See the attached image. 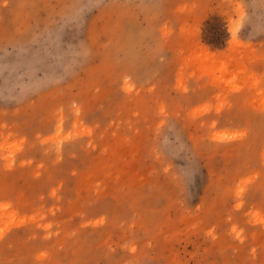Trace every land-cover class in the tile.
Listing matches in <instances>:
<instances>
[{
	"label": "rangeland",
	"instance_id": "rangeland-1",
	"mask_svg": "<svg viewBox=\"0 0 264 264\" xmlns=\"http://www.w3.org/2000/svg\"><path fill=\"white\" fill-rule=\"evenodd\" d=\"M0 264H264V0H0Z\"/></svg>",
	"mask_w": 264,
	"mask_h": 264
},
{
	"label": "bare ground",
	"instance_id": "bare-ground-1",
	"mask_svg": "<svg viewBox=\"0 0 264 264\" xmlns=\"http://www.w3.org/2000/svg\"><path fill=\"white\" fill-rule=\"evenodd\" d=\"M22 222H23V221H22ZM22 222H21V223H22Z\"/></svg>",
	"mask_w": 264,
	"mask_h": 264
}]
</instances>
